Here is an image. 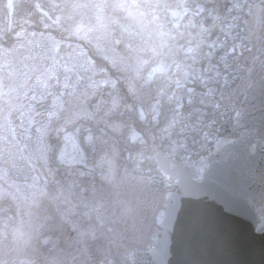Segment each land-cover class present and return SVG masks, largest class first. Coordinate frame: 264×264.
<instances>
[{"label":"clouds","instance_id":"9594fccd","mask_svg":"<svg viewBox=\"0 0 264 264\" xmlns=\"http://www.w3.org/2000/svg\"><path fill=\"white\" fill-rule=\"evenodd\" d=\"M27 2L26 13L10 21L9 0H0V235L12 232L30 247L28 264H75L41 252L56 226L37 210L50 185L62 188L64 160L53 158L46 136L79 120L85 150L105 145L88 165L92 210L111 205L108 231L116 226L121 264H143L136 256L143 237L153 241L148 264H166L172 234L204 211L194 197L203 190L201 153L211 136L201 118L190 121L181 111L198 44H178L185 35L200 37L199 12L189 0ZM133 119L143 134L140 149L129 153L125 122ZM63 179L69 188L80 184Z\"/></svg>","mask_w":264,"mask_h":264},{"label":"flooded vegetation","instance_id":"af4514ba","mask_svg":"<svg viewBox=\"0 0 264 264\" xmlns=\"http://www.w3.org/2000/svg\"><path fill=\"white\" fill-rule=\"evenodd\" d=\"M244 1L252 5L236 10L240 13L236 18L240 24L235 33L238 39H229L240 47L228 50L229 64L224 72L218 73L222 77L217 79L223 85L212 97V117L208 122H201L202 131L206 129L211 136L201 155L207 157L209 165L222 161L221 169L232 170L227 172L232 173L241 195L255 208L256 227L262 228L264 152L260 142L264 140V0ZM224 181L228 182L227 176ZM111 211L110 206L105 213ZM146 241L150 248L143 251L150 252L153 241L148 237Z\"/></svg>","mask_w":264,"mask_h":264},{"label":"trees","instance_id":"16d2710c","mask_svg":"<svg viewBox=\"0 0 264 264\" xmlns=\"http://www.w3.org/2000/svg\"><path fill=\"white\" fill-rule=\"evenodd\" d=\"M197 0H189V9L192 11L199 12V16H196V22L198 25V30L200 32V37H194L189 39L187 35L180 38L178 40V44L181 46L182 49H188L192 45H196L197 42H201L200 45H198V50L196 54L200 55V61H192V67L189 70V74H192L195 76L194 82H189V80L192 79V76L189 75L188 79L185 81L188 87L192 88L191 93L187 94V97H185L182 107H184L186 100L188 97H190L189 101L187 102L186 108L192 107V102L197 103L198 100L194 99L195 93H200L199 91H202L199 89V83H197V79L200 80L203 73L202 70L204 69L203 62L207 58V54L209 52L210 45H213V37L216 35V28L217 25L214 21L215 16L218 15V12H214L213 8H211V4L207 2V0H201V3L203 4L202 11L196 10V4H194ZM16 6L13 10H8V17L10 21H14L18 16H22L26 13L28 9V2L27 0H14L13 2ZM189 15H191V12H189ZM199 21V24H198ZM203 25L202 28H199V25ZM195 31V29L193 30ZM214 35V36H213ZM183 51H181L180 56L178 58H182ZM200 66V67H199ZM197 87V89H196ZM122 94L126 97V99L131 100V94L128 92V89L125 85H120ZM201 94V93H200ZM95 102V98L91 102H89V107L92 106V104ZM48 102H45L44 106H47ZM201 105V104H200ZM39 107V105H38ZM185 108V109H186ZM203 110V109H202ZM166 117L161 119V123L165 122ZM79 120H72L71 122H65L62 130L59 132H49L46 136V143L48 147L50 148V154L52 156L57 151V145H56V138H58L59 134L62 133L63 130H71L73 128L79 130L78 136L80 138H83V134L85 132V129L83 127L78 128L77 124L80 123ZM57 123H60V121H57ZM125 125L127 127L133 128V125L136 126L139 137L143 134V127L141 123L133 119L131 121H126ZM125 126V127H126ZM95 132V129H93ZM126 132V129H125ZM139 139V138H138ZM125 147L127 148L126 144ZM141 147V145H140ZM95 155V153H93ZM122 157V155H121ZM63 169L65 171L71 170V167L68 165H62ZM78 168V167H77ZM62 170H58L61 172ZM62 187L64 185V180L61 178ZM74 187V186H73ZM56 185H50L48 189V193L46 195L44 204L40 207L46 210V216L51 215L52 221L50 223H53L56 227L51 230V238L44 244L40 246L41 252L46 256H56L65 260H72L75 262V264H97L94 263L95 260H92L91 257H94L95 255H99L101 257H105L106 259L101 261L100 264H121V260L124 259V257L121 255L123 248L121 247L122 241L120 238L115 234L116 226L113 227V231H108V226L110 224H113V219L111 218L110 214L111 212H106L103 210V206L106 205L107 210L111 205L110 204H104L100 208L97 209V212L95 213L91 207L82 205L79 208H86L84 210H71V211H65L66 213H70L74 216L77 220V217L81 215V212L85 214V217H87L89 214L93 215L95 219H92L94 223V227L97 230L98 234L93 235L91 238V235L84 229V225L81 229L77 228L76 230H71L70 225L68 223V220H66L64 217H66L63 212L61 213L60 208H58V205H55L50 202L48 197H52L58 200L59 196V190H57ZM61 190H64V188H61ZM71 199L70 196H68V200ZM67 203V202H66ZM68 205V204H66ZM61 206V205H60ZM62 207V206H61ZM11 210V209H10ZM39 210V209H38ZM37 210V211H38ZM80 212V213H77ZM61 214V216H60ZM107 214V215H106ZM71 219V218H70ZM55 220V222L53 221ZM82 221L80 220V223ZM80 227V226H78ZM80 231L76 232V231ZM146 238L143 237L140 239L137 247L144 248L146 246ZM91 242L94 243L93 246H91ZM86 243V244H85ZM55 244V247H52V245ZM88 249L89 255L86 256ZM93 251H98L99 253H93ZM112 255L110 259H108ZM137 260L145 261L143 258L139 259L142 254L138 252L136 254ZM27 258L28 260L32 259V252L30 247L28 246H22L20 245L17 240L14 238L12 232H8L7 234L0 235V261L8 262L13 259H15L18 264H28L20 262V258Z\"/></svg>","mask_w":264,"mask_h":264},{"label":"water","instance_id":"95a60500","mask_svg":"<svg viewBox=\"0 0 264 264\" xmlns=\"http://www.w3.org/2000/svg\"><path fill=\"white\" fill-rule=\"evenodd\" d=\"M228 173V172H227ZM194 199L204 210L181 233H173L166 264H264V231L255 232V214L220 178L202 183Z\"/></svg>","mask_w":264,"mask_h":264},{"label":"rangeland","instance_id":"374dc122","mask_svg":"<svg viewBox=\"0 0 264 264\" xmlns=\"http://www.w3.org/2000/svg\"><path fill=\"white\" fill-rule=\"evenodd\" d=\"M14 0H9V11L13 10L15 8V4L13 3ZM201 58V57H200ZM208 61L206 62L207 65L205 67L204 70V74L202 75V78L200 81H204L205 84H202V86H205L204 89H206L205 91H208L209 93L213 92L212 90H207L208 85L211 83V80H209L210 76L208 74V72L206 71V68L208 66H213L212 64L214 60L211 53L208 54ZM215 61V60H214ZM216 70V68L214 69ZM213 70V71H214ZM192 76V74H189ZM193 77V76H192ZM191 93V92H189ZM128 122V121H127ZM126 126V125H125ZM126 129V146H127V150L129 153H135L140 149V143H139V137H138V131L135 125H133V128L131 127H125ZM79 130L74 129L73 128L70 130H63L61 134H59L58 138H56V145H57V151L56 153L53 155V158H55L56 156L60 155L63 157L64 163L62 165H68L69 167H71L70 171H65L61 165V168L59 170H62L59 173H62V180L63 176H67L68 178L70 177L71 179H73L74 177H79L80 179V184H84L83 188L84 191L81 192V187L74 185V187L72 186L71 188L68 187L67 185V181L64 180V185L62 188H64V190H62V193L68 197L70 196L71 199H69L67 201V207L65 204V201H63V203H61L62 199H63V195L61 194L59 196L58 200H53L49 199L51 203L58 205L57 207L60 208L61 213L63 212V214L66 216L64 217L66 220H68V223L70 225L71 230H76L77 228L81 229L82 226L84 225V229L91 235V238L93 237V235H95V227L93 226L94 223L92 221V219H95V217L91 214H89L87 217H83V215L81 216V223H80V216L77 217V220L74 216H68L67 213L65 211H73V210H81L79 208L80 206L83 205H87L89 203H91V205H93V200L91 199V188L92 185L89 183L90 181V177L88 175L90 169L88 167V165L90 164H94L96 159L101 155V153L104 151L105 149V145L103 144H97L95 151H92L91 149L85 150V145H84V137L86 135V131L83 134V138H80L78 136L79 134ZM211 150V149H209ZM95 153V155L93 154ZM52 155V154H51ZM121 155L123 157L124 152H121ZM209 165V162L206 160L202 166V170L200 172V175L202 176V180L204 179V175H205V171L207 169ZM77 167H81V168H77ZM81 173H83V175H81ZM87 188H90L89 190H87ZM61 189L59 190L60 193ZM87 203V204H86ZM62 207H61V206ZM66 207V208H65ZM86 209V208H84ZM262 209H264V204ZM83 210V209H82ZM38 212L41 214V216H46V210L43 208H39ZM80 213V212H77ZM83 213V212H81ZM96 213V211H95ZM61 216V214H60ZM71 218V219H70ZM55 222V220H53ZM264 222V221H263ZM80 226V227H78ZM261 228V227H260ZM262 228H264V223ZM83 229V228H82ZM79 232L80 231H76ZM92 246L94 245L93 242H91ZM96 252V251H95ZM31 260V259H30ZM20 262L23 263H28V259L27 258H20L19 259Z\"/></svg>","mask_w":264,"mask_h":264}]
</instances>
